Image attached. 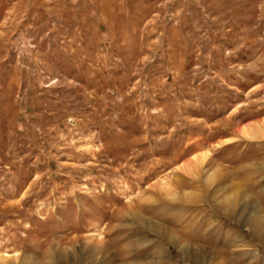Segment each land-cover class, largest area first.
<instances>
[{"label":"rangeland","instance_id":"374dc122","mask_svg":"<svg viewBox=\"0 0 264 264\" xmlns=\"http://www.w3.org/2000/svg\"><path fill=\"white\" fill-rule=\"evenodd\" d=\"M0 264H264V0H0Z\"/></svg>","mask_w":264,"mask_h":264}]
</instances>
